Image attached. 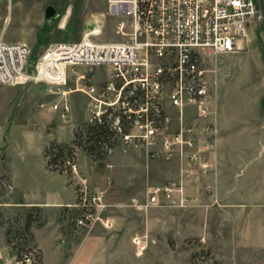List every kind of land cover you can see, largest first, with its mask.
Returning <instances> with one entry per match:
<instances>
[{
  "label": "crops",
  "instance_id": "crops-1",
  "mask_svg": "<svg viewBox=\"0 0 264 264\" xmlns=\"http://www.w3.org/2000/svg\"><path fill=\"white\" fill-rule=\"evenodd\" d=\"M250 50L248 42L247 49L240 55ZM220 82L217 108L211 118L212 132L203 131L207 120L196 119L193 124L199 126L198 146L187 148L173 162L176 172L166 174L167 185L177 183L182 191L174 195L170 205L159 202L146 212H140L143 221L133 220L135 211L126 204L133 194L126 195L124 187L133 182V175L123 173L134 166L139 167L143 160L118 162L109 169L101 163L91 162L87 153L80 151L86 155L88 171H81L77 160L75 178L78 183L105 193L112 203L110 222L94 224L80 243L71 242L59 221L61 209L71 207L77 201L75 185L69 183L65 173L50 170L45 157L47 127L55 122L44 126L45 141L38 153L19 147L14 155L7 152L11 135L20 131L33 132L37 127L33 123L24 126L13 122L6 126L0 124V152H4L0 157V179L4 177L11 186L8 207L21 210L39 207L44 214L45 223L33 228L34 242L42 253V264H143L146 251H137L135 238L158 252L161 249L155 246V240L163 238L161 243L169 247V236L175 244L179 236L183 242L195 239L199 249L209 252L210 258L199 264L214 261L217 264H264V76L253 92L237 97L222 92ZM15 87L23 88L24 85ZM38 87L40 84H29L28 89L24 88L27 95L31 94V101L25 95L24 101L17 105L18 109L25 110L27 117L41 114L48 105L60 101V97L48 93L45 85L44 95L36 96L33 92ZM72 94L68 96L69 102ZM41 103L43 107L37 108ZM52 106L49 111L56 115ZM55 117L68 122L61 114ZM80 125L72 123L68 140L61 135L57 125L55 137L59 142L69 144ZM193 153L200 157L195 162L189 160ZM204 158L211 164L208 176L201 175L200 164ZM168 247L160 253L161 258L174 253L171 247V251L167 250ZM10 257L5 232L0 227V264L12 262Z\"/></svg>",
  "mask_w": 264,
  "mask_h": 264
},
{
  "label": "built area",
  "instance_id": "built-area-1",
  "mask_svg": "<svg viewBox=\"0 0 264 264\" xmlns=\"http://www.w3.org/2000/svg\"><path fill=\"white\" fill-rule=\"evenodd\" d=\"M106 15L115 20L122 41L55 43L30 63L28 44L0 40V85H45L49 94L60 97L52 107L63 118L72 110L68 96L82 92L92 101L89 121L107 116L117 138L159 145L168 158L178 148L198 146V125L183 124L173 135L166 134L168 126L177 116L184 120L186 110L193 108L207 120L203 131L212 132L216 87L208 79L206 62L240 49L250 25L261 17L259 0H107ZM80 66L87 74L110 67V76L87 88L68 89L70 74L79 83L86 78L76 71ZM189 158L195 162L199 154ZM200 165L201 175L208 176L209 160L202 159ZM181 191L177 183L157 187L149 204H158L161 197L170 201ZM90 218L83 213L77 225L87 226ZM135 243L139 245L140 238ZM8 264L37 260L29 251Z\"/></svg>",
  "mask_w": 264,
  "mask_h": 264
},
{
  "label": "rangeland",
  "instance_id": "rangeland-1",
  "mask_svg": "<svg viewBox=\"0 0 264 264\" xmlns=\"http://www.w3.org/2000/svg\"><path fill=\"white\" fill-rule=\"evenodd\" d=\"M106 2L107 0H0V40L28 44L32 50L30 63L36 61L55 43H77L83 40L93 42L122 41V37L116 33L115 20L106 15ZM49 6H54L57 11L56 15L51 19H47L46 17V10ZM259 8L261 17L250 25L249 36L241 44L240 49L231 54H218L209 58L206 62L207 76L209 80L215 83L216 96L219 81H221L220 87L222 92L237 97V95H247L253 92L257 88V83L263 79L264 0H259ZM248 42H250L252 50L249 53L240 55L241 52L247 49ZM76 71L79 75L85 74L86 78L79 83L75 75L70 74L68 89L75 90L77 87L87 88L95 85V81L106 80L110 76L111 68L101 66L96 71L94 69L91 74H87L86 68L80 66L76 68ZM29 84H25L23 88L0 85V124L6 126L8 123L13 122V124L16 123L17 125L24 126L25 124L33 123L37 127L33 132L20 131L11 135L8 140L10 148L7 150L11 155H14L16 149L19 147H26L32 152L38 153L45 141L43 129L47 123L54 121L61 128V135L65 140H68L72 133L71 127L73 122L81 123L76 130L82 129L85 131L90 120L92 101L88 95L82 92L72 94L73 96L70 99L72 110L66 117L68 119L66 123L55 117L61 114L60 110L55 111L56 115L51 114L49 108L52 104L48 105L46 111L41 114L27 117L28 115L26 116L25 110L18 109L17 105L21 101H24L25 95H27L24 88L28 89ZM44 93V85H40L33 92L36 96H42ZM30 96L31 94L29 93L27 95L29 102L31 101ZM83 97L87 101V107ZM55 100H58V98H55ZM43 105L41 103L40 106L36 107H43ZM14 106L16 107L13 113L12 108ZM12 113L13 116L11 115ZM179 119L176 117L171 121L166 134L173 135L179 131L183 124H193L197 121L196 119L202 120L197 116L196 110L193 108L186 110L184 120ZM55 123L47 127L48 143L52 142V139L55 137V126L57 127ZM186 149L178 148L175 155L168 158L162 152L159 145L148 147L137 141L126 142L122 138H118L115 147L108 152L104 160L95 161L90 157L89 159L91 162L101 163L109 169L113 168L118 162L122 163L130 159L143 160V164L139 165V167L135 168L134 166L131 170H124L123 172L133 175V182L124 187L126 195H129V193L133 194L126 204L135 211L133 220L143 221L144 217L140 215V212H146V210L152 207L149 204L151 191L157 187L167 185V175L176 172V165L173 164L174 160L182 155L184 151L186 152ZM80 151H83V149L79 150L77 159L72 160L71 165L69 163L65 164V168L70 170L71 177L65 174L68 177L69 183L75 185L77 201L73 206L61 209L59 220L63 232L72 240V243H80L87 233L91 231L94 224L107 225L112 216V203L106 194L82 187L75 178L77 160L81 171L84 173L88 171L85 162L86 155L83 152L80 153ZM3 154L4 152H0V157ZM188 174H191V172ZM9 186L8 180H5L4 177L0 179V227L5 232L10 258L14 261L15 258H22L25 252L31 251L34 253L37 264H42V253L34 242L33 228L42 226L45 223L43 211L40 209V212H38L34 210V207L28 210L8 207V192L11 189V186ZM98 196H101V199L95 201L94 198ZM163 199H161L159 204L170 205V201H164ZM30 213L37 216L39 221L35 222L31 229L27 231L26 218ZM83 213L90 214L91 218L88 220L87 226L80 227L77 225V220ZM177 239V244H175L173 237L169 236V247L172 248L174 253L168 254L164 258H161L160 253H163L162 250L168 246L161 243L163 238L155 240V246L161 249L158 252H155L153 247L150 248L147 243L136 244L135 246L137 251H146L147 258L143 264H159L163 261L166 264H199L210 258V253L204 249H199V245H197L195 239L185 240L184 242L181 236ZM169 247L167 250L171 251ZM212 264H217V262L214 261Z\"/></svg>",
  "mask_w": 264,
  "mask_h": 264
},
{
  "label": "trees",
  "instance_id": "trees-1",
  "mask_svg": "<svg viewBox=\"0 0 264 264\" xmlns=\"http://www.w3.org/2000/svg\"><path fill=\"white\" fill-rule=\"evenodd\" d=\"M117 139L115 130L107 116H104L102 121L97 123L94 119L88 122L85 131L77 129L74 140L69 144L59 143L54 137L45 148L47 165L50 170L66 173L71 177L70 170L65 168V164L71 165L72 160L77 159L80 149L86 151L87 155L95 161L104 160L108 152L115 147ZM34 208L40 212L39 207ZM38 221L37 216L30 213L26 218V230L29 231L33 224Z\"/></svg>",
  "mask_w": 264,
  "mask_h": 264
},
{
  "label": "water",
  "instance_id": "water-1",
  "mask_svg": "<svg viewBox=\"0 0 264 264\" xmlns=\"http://www.w3.org/2000/svg\"><path fill=\"white\" fill-rule=\"evenodd\" d=\"M57 11L54 6H49L46 10V17L47 19H51L56 15Z\"/></svg>",
  "mask_w": 264,
  "mask_h": 264
}]
</instances>
